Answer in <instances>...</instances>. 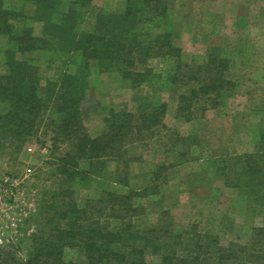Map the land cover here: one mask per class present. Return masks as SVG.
<instances>
[{"label": "trees", "instance_id": "1", "mask_svg": "<svg viewBox=\"0 0 264 264\" xmlns=\"http://www.w3.org/2000/svg\"><path fill=\"white\" fill-rule=\"evenodd\" d=\"M174 1L125 0L120 11L93 12L94 0H20L34 7L30 18L0 0V104L8 107L0 113V155L10 150L19 156L41 136L51 141L47 177L37 178V213L27 219L33 231L14 245L0 246V264H153L151 257L158 264H264V225L254 227L246 243L228 245L194 225L177 231L166 211L158 225H140L146 210L136 200L159 196L175 165L157 167L146 185L133 188L132 164L139 153L160 147L176 152L179 165L199 159L200 136L183 135L166 124V101L147 95L139 97L136 111L111 108L96 137L85 125L83 107L95 69L116 73L140 90L163 79L151 60H174L166 79L185 89L176 117L187 123L204 118L234 93L236 84L228 77L232 61L222 48L212 47L205 62L190 64L170 29L147 30L172 17ZM92 17L93 29H84ZM28 19L42 24L40 35ZM37 53L67 59L58 80L43 85L33 58ZM111 163L117 166L113 173ZM211 166L227 187L264 211V135L254 151L214 158ZM110 181L128 192L104 188L98 199L79 203L77 188Z\"/></svg>", "mask_w": 264, "mask_h": 264}, {"label": "rangeland", "instance_id": "2", "mask_svg": "<svg viewBox=\"0 0 264 264\" xmlns=\"http://www.w3.org/2000/svg\"><path fill=\"white\" fill-rule=\"evenodd\" d=\"M5 3L9 8L22 9L30 18L34 14V7L23 6L20 0H5ZM124 6L125 0H94L93 12L100 9L116 12ZM94 23V17L89 18L83 28L90 31ZM27 25L37 35L41 34V23L28 19ZM164 27L173 32L174 44L182 49L187 63L202 64L210 48H222L232 61L228 77L236 84L234 93L204 118L187 123L176 117L178 98L185 89L166 79L174 60H151L150 67L163 79L140 90L131 89L116 73H100L95 69L83 107L85 125L96 137L104 131V118L111 108L136 111L139 97L147 95L166 101L169 105L166 124L183 135L200 136L201 146L195 149L199 159L179 165L176 152L168 153L160 147L139 153V160L132 164L133 188L146 185L149 173L157 167L175 165L167 173L168 183L159 196L136 200L137 205L146 210L140 225H158L166 211L173 217L177 231L194 225L201 232L219 236L224 245L244 244L254 227L264 225V211L259 206L251 207L245 195L227 187L214 173L211 162L214 158L254 151L264 135V0H175L172 17L147 26V30ZM33 58L43 85L48 79L58 80L68 64L66 58L57 55L37 53ZM2 63L0 57V73L4 71ZM7 110L6 105L0 104V113ZM50 148L49 137L41 136L30 140L19 156L10 150L0 155V246L14 245L25 238V233L33 231L34 226L27 223V219L37 213L40 198L37 178L47 177ZM116 167L115 163L109 164V173ZM7 188L13 189L12 197L6 196ZM104 188L117 193L128 192L127 188L111 181L104 186L95 182L91 187L77 188L76 197L83 204L88 199H98ZM149 260L158 264L155 257Z\"/></svg>", "mask_w": 264, "mask_h": 264}, {"label": "built area", "instance_id": "3", "mask_svg": "<svg viewBox=\"0 0 264 264\" xmlns=\"http://www.w3.org/2000/svg\"><path fill=\"white\" fill-rule=\"evenodd\" d=\"M5 193H6V196H8V197H12L14 195L13 189H11V188H7L5 190Z\"/></svg>", "mask_w": 264, "mask_h": 264}]
</instances>
